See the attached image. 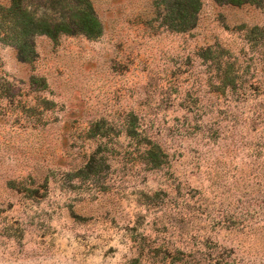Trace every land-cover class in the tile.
Masks as SVG:
<instances>
[{"label": "rangeland", "instance_id": "1", "mask_svg": "<svg viewBox=\"0 0 264 264\" xmlns=\"http://www.w3.org/2000/svg\"><path fill=\"white\" fill-rule=\"evenodd\" d=\"M88 1L0 0V264H264V1Z\"/></svg>", "mask_w": 264, "mask_h": 264}, {"label": "trees", "instance_id": "2", "mask_svg": "<svg viewBox=\"0 0 264 264\" xmlns=\"http://www.w3.org/2000/svg\"><path fill=\"white\" fill-rule=\"evenodd\" d=\"M216 3L240 7L244 5H259L264 0H214ZM71 13L60 21H49L44 17L36 18L29 12L27 0H9L4 9L8 19L10 32L15 40L19 57L23 59L26 50H30L31 38L35 35H45L50 39L59 36L82 35L87 38H96L101 34V24L95 16L88 0H68ZM194 10L199 9L198 0H187ZM33 53V49H32Z\"/></svg>", "mask_w": 264, "mask_h": 264}]
</instances>
